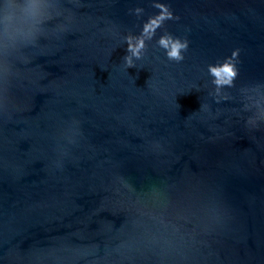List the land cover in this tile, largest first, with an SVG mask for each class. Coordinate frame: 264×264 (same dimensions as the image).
<instances>
[{"label":"water","instance_id":"obj_1","mask_svg":"<svg viewBox=\"0 0 264 264\" xmlns=\"http://www.w3.org/2000/svg\"><path fill=\"white\" fill-rule=\"evenodd\" d=\"M58 3L0 76V264H264V0Z\"/></svg>","mask_w":264,"mask_h":264},{"label":"clouds","instance_id":"obj_2","mask_svg":"<svg viewBox=\"0 0 264 264\" xmlns=\"http://www.w3.org/2000/svg\"><path fill=\"white\" fill-rule=\"evenodd\" d=\"M61 14L58 0H0V76L7 71L8 58L21 49L34 46L41 37L53 31L49 22ZM126 45L122 60L127 69L142 58L145 44L143 39H138L135 42L127 40ZM158 46L169 60L180 61L187 42L166 36L158 41ZM209 71L216 77L215 83H230V79L221 80L214 67Z\"/></svg>","mask_w":264,"mask_h":264}]
</instances>
